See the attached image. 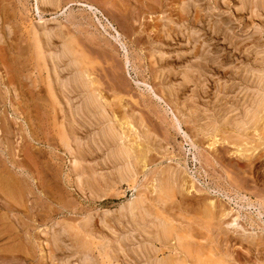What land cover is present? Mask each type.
Segmentation results:
<instances>
[{"label": "rangeland", "instance_id": "1", "mask_svg": "<svg viewBox=\"0 0 264 264\" xmlns=\"http://www.w3.org/2000/svg\"><path fill=\"white\" fill-rule=\"evenodd\" d=\"M35 6L0 0V264H195L157 238V213L208 236L196 241L227 264H264V0ZM42 28L54 30L50 52L67 35L86 57L101 108L87 120L79 92L59 91L67 66L35 55ZM60 125L78 149L81 188ZM101 125L120 137L128 173ZM206 207L221 229L202 228Z\"/></svg>", "mask_w": 264, "mask_h": 264}, {"label": "bare ground", "instance_id": "2", "mask_svg": "<svg viewBox=\"0 0 264 264\" xmlns=\"http://www.w3.org/2000/svg\"><path fill=\"white\" fill-rule=\"evenodd\" d=\"M59 5V0H36V11H40L42 7L47 8L50 7L51 9H55L57 6ZM90 9L91 6L87 5ZM58 8V7H57ZM36 29V28H35ZM43 32H38L39 30H33L34 33H32L33 35V47H34V52L35 55L38 57V59H41V61H43L42 63H44V61L48 58L50 61L51 59L56 61L55 63H58L57 66L62 65H66V71L67 73L71 74L68 75L69 77H67L64 81H62L63 83L60 84V86L62 87V89L64 90H59L61 91V94L63 93V91H69V92H74V91H78L80 98L79 100L81 101V104L79 106H77L78 108L77 113L78 115H80V117H83L84 119H88V117L92 116V111L94 110L95 113L100 112L101 108L100 106L97 104L96 100H95V96L92 93L91 90H89L88 84L85 80V76L87 75L86 72L84 71V69H80V65H81V61H85L86 57L85 55L80 51L79 49V45L76 41L75 38L70 37V36H65V40L62 42L60 39V43L59 44V49L57 52H50L46 45H50L51 40L53 39L54 36V30L53 31H47L45 32L44 28H42ZM41 30V29H40ZM56 34V32H55ZM32 40V39H31ZM45 47L47 50L45 51ZM29 50V49H28ZM33 51V50H32ZM33 54V53H32ZM35 58V57H34ZM37 59V58H36ZM47 60V61H49ZM47 63V62H46ZM45 63V64H46ZM44 64V65H45ZM43 65V66H44ZM48 65H45L44 67L46 68ZM65 66V67H66ZM47 70V69H45ZM54 70V69H53ZM65 70V68H64ZM65 71V72H66ZM47 73V72H46ZM54 74V73H53ZM67 76V75H66ZM48 77V75H47ZM49 78V77H48ZM59 83H56L54 86L52 85V83H50V81H48L46 83V89L48 91V94L50 95V98L53 99V101L56 103V107H59V103L57 100V93L56 94V89L59 88L58 87ZM75 93V92H74ZM70 94V93H69ZM76 94V93H75ZM60 96V94H59ZM52 101V102H53ZM60 108V107H59ZM93 109V110H92ZM60 110V109H59ZM58 110V111H59ZM75 110V112H76ZM61 111V110H60ZM59 111V113H60ZM97 116V115H96ZM101 116V114H100ZM63 117V116H62ZM79 117V116H78ZM79 117V118H80ZM83 119V120H84ZM105 119L104 116L101 117V120ZM259 120V119H258ZM76 121V120H75ZM99 121V120H98ZM104 121V120H103ZM62 122V121H60ZM102 122V121H101ZM106 123V122H105ZM63 124V122L61 123V125ZM60 125V128L62 129L63 127ZM98 125V124H97ZM66 126V125H65ZM100 126V125H99ZM98 126V127H99ZM103 126V125H101ZM67 127V126H66ZM108 127V126H107ZM100 136L104 139L103 143H107L110 146L111 149L108 150H113V153L115 154L116 158V165L118 166H124V171L126 173L129 172L128 167L130 166L129 164V156L128 153L126 151H124L121 146H122V142L120 141V137L118 138L114 132L112 131V129L107 128L105 129V127H100ZM65 128L62 129V133L64 132L66 133V131L64 130ZM67 129V128H66ZM91 129V128H90ZM64 130V132H63ZM98 132V131H97ZM65 133L63 135H60V137L63 139V146L66 150V152H68V154L72 157V161H71V169L73 172V175H75L76 179H75V185L77 188H81V184H82V177L80 176L81 174H79V170H78V159H77V150H75V152L72 150V148L69 145V141L67 138V135H65ZM97 135V133H95ZM95 135V136H96ZM98 136V135H97ZM71 137V136H70ZM98 139V138H97ZM109 140L108 142H106L107 140ZM96 140V139H95ZM97 141V140H96ZM101 144V143H100ZM101 146V145H100ZM104 146H101V148ZM109 147V146H108ZM78 148V147H76ZM107 149V148H106ZM110 154V153H108ZM113 157V156H112ZM111 158V156H110ZM115 158V157H114ZM117 167V166H114ZM127 168V169H126ZM70 169V170H71ZM118 169V167H117ZM122 170V169H120ZM131 172V171H130ZM120 175V174H119ZM93 178V177H92ZM160 181V180H159ZM163 190V195L167 198V199H172L175 197V191L172 189V187L169 184H164L162 187ZM130 204V203H129ZM133 204V203H132ZM126 207V206H125ZM130 207V206H129ZM129 213L131 216H133L134 212H136L138 210V204L132 208L129 209ZM127 209V208H126ZM157 210V209H156ZM124 212V211H123ZM126 213V212H125ZM144 213V212H143ZM129 215V216H130ZM200 224L202 226V228H204V230L206 232H210L211 230H213L214 228H220L221 224L219 225L218 223H216V219L214 217V213L212 212L211 209L209 208H204V210L200 213ZM146 218V217H145ZM157 218L162 220L160 226H158L157 229H155V226H151L154 228V230L156 231L157 234V238L159 237L162 240H174L176 247L185 255V259L187 260V258H190L194 261L195 264H227L226 260L224 259L223 256H217V254H215V252L213 251L212 248L202 246L201 244H199L196 241V238L198 239H207L208 236H202L201 234H195V232L192 229H187V230H180L178 231L177 229H175V227H173L170 223H168V219H166L165 217L162 216V214L157 213ZM134 219V218H133ZM171 222V221H170ZM235 222V221H234ZM132 223V222H131ZM141 225L143 224V222H140ZM174 223V222H173ZM233 223V222H232ZM86 225V223H85ZM140 225V226H141ZM176 225V224H175ZM83 226V225H82ZM87 226V225H86ZM134 226V224H133ZM139 226V225H138ZM144 227V225H142ZM177 226V225H176ZM232 226V225H231ZM234 226V225H233ZM236 226V225H235ZM238 226V225H237ZM70 227V226H69ZM72 227V226H71ZM75 227V226H74ZM85 227V226H84ZM184 227V226H183ZM73 228V227H72ZM136 228V227H135ZM148 228V227H147ZM179 228V227H178ZM76 229V228H75ZM139 229V228H138ZM143 229V228H141ZM150 229V228H149ZM221 229V228H220ZM63 230V229H62ZM81 230V229H80ZM84 230V229H82ZM135 230V229H134ZM140 230V229H139ZM145 231V228L143 229ZM195 230V229H194ZM66 231V230H65ZM76 232H78L76 230ZM75 232V233H76ZM143 232V231H142ZM63 233V231H62ZM66 233V232H65ZM63 238V237H62ZM158 238V239H159ZM145 239V238H144ZM156 239V238H155ZM149 240V239H147ZM201 241V240H200ZM210 241V240H209ZM143 242V241H142ZM160 242V241H159ZM148 243V242H147ZM150 243V242H149ZM148 243V244H149ZM172 243V242H171ZM145 242L142 244L144 245ZM147 244V245H148ZM86 245V244H85ZM141 245V244H140ZM150 245V244H149ZM148 245V246H149ZM147 246V247H148ZM151 246V245H150ZM175 246V245H174ZM142 247V246H141ZM139 246V248H141ZM146 246H143V248ZM85 248V247H84ZM174 249V248H173ZM176 249V248H175ZM174 251H178L177 249ZM146 250V248H145ZM86 251V250H85ZM139 251V250H138ZM144 253V252H143ZM148 253V252H146ZM145 253V254H146ZM176 254V253H175ZM178 254V253H177ZM180 254V252H179ZM87 256V254H85ZM144 255V254H143ZM85 256V257H86ZM83 257L85 260L86 258ZM107 257V256H106ZM82 261H85V260ZM181 260V258L179 259V261ZM89 263V258L87 257V260ZM167 261V260H166ZM174 261V260H173ZM185 261V260H184ZM86 263V264H88ZM159 263V262H158ZM82 264H85L84 262ZM161 264H174L172 262H163ZM187 264V263H186Z\"/></svg>", "mask_w": 264, "mask_h": 264}]
</instances>
